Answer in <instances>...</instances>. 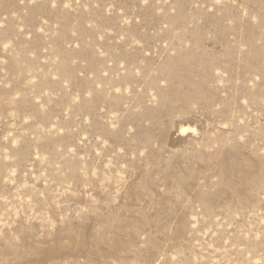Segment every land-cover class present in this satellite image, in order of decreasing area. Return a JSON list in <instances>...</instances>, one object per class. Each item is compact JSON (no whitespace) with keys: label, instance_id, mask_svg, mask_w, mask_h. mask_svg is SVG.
Masks as SVG:
<instances>
[{"label":"rangeland","instance_id":"rangeland-1","mask_svg":"<svg viewBox=\"0 0 264 264\" xmlns=\"http://www.w3.org/2000/svg\"><path fill=\"white\" fill-rule=\"evenodd\" d=\"M0 264H264V0H0Z\"/></svg>","mask_w":264,"mask_h":264},{"label":"bare ground","instance_id":"bare-ground-1","mask_svg":"<svg viewBox=\"0 0 264 264\" xmlns=\"http://www.w3.org/2000/svg\"><path fill=\"white\" fill-rule=\"evenodd\" d=\"M182 130H184V128Z\"/></svg>","mask_w":264,"mask_h":264}]
</instances>
